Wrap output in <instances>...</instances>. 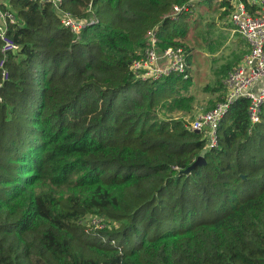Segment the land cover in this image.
Returning a JSON list of instances; mask_svg holds the SVG:
<instances>
[{"label": "trees", "instance_id": "1", "mask_svg": "<svg viewBox=\"0 0 264 264\" xmlns=\"http://www.w3.org/2000/svg\"><path fill=\"white\" fill-rule=\"evenodd\" d=\"M186 1L62 0L97 21L79 35L48 2L9 1L18 50L0 87V264H264V101L253 122L237 98L206 150L175 117L191 106L190 79L130 70L151 30L187 55L193 9L213 0L172 18Z\"/></svg>", "mask_w": 264, "mask_h": 264}, {"label": "built area", "instance_id": "2", "mask_svg": "<svg viewBox=\"0 0 264 264\" xmlns=\"http://www.w3.org/2000/svg\"><path fill=\"white\" fill-rule=\"evenodd\" d=\"M10 0H0V59L1 83L8 80V72L4 69L7 56L18 50L16 42L8 35V25L14 23L13 16L8 13ZM52 5L60 24L72 34L79 35L87 26L97 23L93 17L78 19L69 11L61 8L62 0H40ZM201 0H187L183 6H174L172 18L180 12L192 10ZM231 6L229 23L233 33L238 35L248 46L247 54L242 63L231 71L223 81L225 96L223 101L217 104L206 114L196 118L188 124L191 131H197L203 135L206 150L217 147V129L224 118L229 106L237 98H245L249 101L248 114L253 122L258 120V113L264 101V85L254 86L264 78V0H224ZM252 8V11L247 9ZM146 45L139 55L134 58L130 70L136 79L142 81H157L170 75H179L188 79L187 55L181 47H158L156 32L151 30L147 34ZM93 225L99 223L93 219Z\"/></svg>", "mask_w": 264, "mask_h": 264}, {"label": "rangeland", "instance_id": "3", "mask_svg": "<svg viewBox=\"0 0 264 264\" xmlns=\"http://www.w3.org/2000/svg\"><path fill=\"white\" fill-rule=\"evenodd\" d=\"M206 2L200 6L196 4L193 9L194 19L201 18L200 28L197 33L189 34L190 39L187 42L190 80L186 82L187 86L182 90V95L192 99L191 106L183 105L189 111H180L175 115L187 124L223 101L225 90L224 86L222 90L218 88L219 83L223 84L228 74L242 63L247 54L246 43L233 33L228 16L221 14L225 8H220L217 0H213L210 7Z\"/></svg>", "mask_w": 264, "mask_h": 264}, {"label": "water", "instance_id": "4", "mask_svg": "<svg viewBox=\"0 0 264 264\" xmlns=\"http://www.w3.org/2000/svg\"><path fill=\"white\" fill-rule=\"evenodd\" d=\"M195 132L198 133L197 131H195ZM204 163H205L204 158L203 157H198L197 160L193 163V165L189 169H187V171H189L190 169H192V168H194L196 166L203 165ZM243 179H244V177H243Z\"/></svg>", "mask_w": 264, "mask_h": 264}, {"label": "crops", "instance_id": "5", "mask_svg": "<svg viewBox=\"0 0 264 264\" xmlns=\"http://www.w3.org/2000/svg\"><path fill=\"white\" fill-rule=\"evenodd\" d=\"M217 1H218V0H217ZM229 4H230V3H229ZM228 18H229V16H228ZM246 45H247V44H246ZM246 49H247V51H248V46L246 47ZM262 79H263V78H262ZM262 79H261V80H262ZM261 80L257 83V85L254 86V88H253L254 91H256V88H257V87H260V86H263V85H264V79H263V82H261Z\"/></svg>", "mask_w": 264, "mask_h": 264}]
</instances>
